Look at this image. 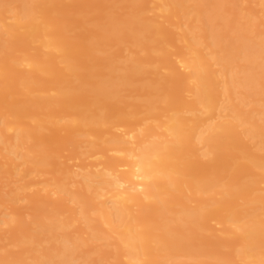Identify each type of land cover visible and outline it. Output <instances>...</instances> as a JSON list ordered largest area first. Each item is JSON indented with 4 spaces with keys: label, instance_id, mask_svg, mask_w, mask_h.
Wrapping results in <instances>:
<instances>
[{
    "label": "bare ground",
    "instance_id": "1",
    "mask_svg": "<svg viewBox=\"0 0 264 264\" xmlns=\"http://www.w3.org/2000/svg\"><path fill=\"white\" fill-rule=\"evenodd\" d=\"M9 1L0 0V6L1 3ZM54 1L21 0L18 5V13L14 14V23L3 24L0 18V92H5L14 87L15 84L29 79V75H25L15 83L8 84L9 75L19 71L16 60L11 57L12 52L9 49L17 47L24 49L31 43L37 42L35 48L47 47L52 51L59 50L63 52L62 55L68 56L70 47L65 45L61 33L51 35L50 26L58 21L54 22L51 19L38 21L36 17L38 11L55 10ZM186 1L188 0L168 1L166 4L178 9L174 12H166L167 16L172 15L171 17L177 18L176 13L180 12V16L187 23L194 20L203 22L199 29H204L197 39L194 36L188 38V33L194 34L195 31L192 25L187 30H182L181 40L185 42L184 46L188 49L189 56H182L172 66L168 67L170 77L168 82L171 84L178 83L177 85L181 86L182 89L184 88V91L191 89L190 93L194 97L195 103L169 114L161 126L146 124L142 128L143 130L137 134H133L132 130L118 135L110 133L111 135L104 142L112 145L111 147L115 150L114 153L119 154L112 156L113 159L111 160L105 158L104 155L102 157L106 160L92 161L94 162L93 165L84 171L83 167L77 165L75 167L79 170L73 169L74 166L73 168L70 167L71 169L62 168L66 174V179L70 175H72L73 180L80 177L83 180L80 181L84 187L82 190L92 188V195L83 193L79 197L70 191L67 183L60 179L43 184L45 187L42 185V188L38 189L36 194L34 193V196L30 198L27 195L28 200L47 202L54 209L70 215V218L66 220L60 219L55 214L49 216V222L39 221L38 228L35 229L33 235L42 236L45 241L58 244L53 245L50 250L41 249L40 254L33 257L31 264H64L67 261L76 262L77 259L80 262L75 264H102L100 260H88L87 255L83 254L84 252L78 251L80 245L85 242L84 239L72 238L65 231L72 227L76 221L83 223L84 228L90 229L93 238H110L109 240L112 242L108 243L114 247L115 264L125 262L120 259L121 257L126 259L125 263L127 264H187L172 260L175 251L182 252L188 258L193 257L194 253L210 257L217 255V260L215 263L212 262L213 264H232L230 255H221L216 249V245H228L229 241L214 242V245L212 244L214 249L196 252L193 247L200 245L204 238L191 237L189 233L184 231L204 228V219L207 216L215 215L224 210H229L224 215V220L236 223L240 220V215L249 209L260 210L261 213L254 211L243 215L246 216L247 220L236 225L228 233L239 242L238 255L246 264H264V217L260 216H264V194H255L250 203L233 205L235 197L246 196L253 191L256 179H252L248 183L232 184L233 182H224L218 176L205 178L202 177L203 174L197 172L198 170L183 169V165L188 164L186 166L191 168L203 166L204 170L202 171L212 169L213 172H226L231 170L229 180H233L238 169L250 170L252 167H257L261 169L262 175L260 177L264 179V155L250 154L247 156V162L229 167L219 168L216 164L222 158L217 151L224 144L237 141L242 136L237 132L238 127L242 126L244 134L260 137L261 143L264 144V121L260 124L256 118L259 115L263 118L264 110L245 111L241 107V104H244L242 99L230 102L228 109L231 115L226 119L224 118L226 116L221 113L222 110L215 114V109L219 108L215 104L216 99L213 94V91L221 87L222 93L229 100H233L232 95L235 87H241L248 91L264 83V38L256 40L252 38L250 33L255 23L251 20L239 25L235 18H229L226 14L228 9L224 7L222 0H194L193 6L185 5ZM190 11H193L194 14L191 15ZM155 22L154 19L140 15H133L129 19L119 21L114 16H109L104 23L101 37L113 38L128 34L133 44L143 48L150 47L159 52V61H164L166 52L157 45H152V43H159V40L150 33H160L164 29ZM203 24L206 25V28ZM221 24L228 26L232 34L216 31V26ZM4 34H8L9 37L3 39ZM259 34L257 36H260ZM206 39H209V42H206ZM202 45L208 52L210 50V58L207 56L209 54L206 55L200 48ZM53 56L52 52H48L37 59H26L28 63L24 61V66L32 64L38 71L47 70L48 74L52 76L51 81L56 85V97L36 98L30 103H68L74 97L82 95L84 101L87 102V110L91 108L96 110L104 105L114 107L115 104L112 100L119 98L121 90L120 84L115 83L113 71H116V68L121 71L118 78L122 79V85L127 86V84H131L134 78H138L145 72L143 64L150 60V58L130 59L125 65L117 67L112 62H108L109 64L107 61L105 62L104 57L101 63L105 66L108 64L111 72L105 74L102 79L94 81L91 79L95 75L94 72L78 73L76 71L78 63L68 62L66 74L52 69L50 64H52ZM238 59L243 60L244 63L236 64ZM217 64L221 65L220 70L211 68ZM234 68L236 69L234 70ZM63 75L69 76L70 80H67L66 83L59 80L60 76ZM189 83L192 84L191 88L188 87ZM24 85L27 90L36 88V84H29L26 81ZM139 89L145 90L146 94L150 96H161V93L158 92L162 87L156 85L143 84ZM13 94L10 92L8 95L12 96ZM88 96L90 100L87 101L85 97ZM164 100L163 97L161 101L157 102L161 104L160 102H165ZM199 105H201V110L198 109ZM158 107L161 106L153 103L146 106L145 110L148 114L155 115L154 110ZM87 110L82 109L81 105L70 107L71 112L82 114L80 121L84 126L97 133L96 126L106 122L109 115L100 112L89 114L86 113ZM29 113L28 110L24 109L15 112L13 117L26 116ZM130 113L132 114V111ZM125 114L128 115L127 112ZM119 119L121 122L126 120L123 115L118 116L117 120ZM1 123H3L2 129L9 128L10 122L5 120ZM53 125L55 126L56 123L54 122ZM40 127V125L31 126L30 129L38 130ZM160 127L163 130L158 132ZM201 127L203 128L199 130ZM14 129L13 142L9 144L11 148L8 150L10 153H8L9 160L17 157L16 148L22 145L25 138L30 135L28 126L17 125ZM67 129L77 131L80 128L76 122H69ZM143 136H147V141L143 140ZM148 137L151 138L149 141ZM194 140L207 146L203 157L212 154L207 162H202L201 156L196 153ZM0 141L3 139L0 138ZM107 144H104L105 147ZM86 145L91 150L95 148L101 149L100 152L104 150L102 146L91 141H87ZM106 149L108 150V148ZM85 151H82L81 154H85ZM12 154L15 157H12ZM99 156L101 157V154ZM31 159L35 164L48 163L44 154L39 155L38 158L31 157ZM181 159L186 161L183 163ZM11 166L13 167L14 164L11 163ZM202 171L200 172L202 173ZM28 186L23 187L24 190L21 189V191L25 192L26 189L27 192V189H31ZM183 187L192 194H206L207 197L201 200L195 198L196 207L190 208L184 201L186 197ZM217 187L223 189L218 191ZM41 191H44L43 195L38 194ZM217 191L225 195L222 198H216L215 193ZM226 195L228 197H225ZM17 197V194L12 195L13 200ZM21 198L24 199L25 196ZM68 202H75L77 206L80 204L78 207L80 211L74 210V207H69L72 203L68 206ZM88 210L94 213V217ZM169 212L172 213L171 216H167ZM38 215H46V212L40 210ZM2 222L9 227H14L21 223V220L15 216H10ZM104 226L106 227L105 230ZM57 229H62L63 232L58 235L54 232ZM27 236H30L28 232H22L20 237L23 239Z\"/></svg>",
    "mask_w": 264,
    "mask_h": 264
},
{
    "label": "rangeland",
    "instance_id": "2",
    "mask_svg": "<svg viewBox=\"0 0 264 264\" xmlns=\"http://www.w3.org/2000/svg\"><path fill=\"white\" fill-rule=\"evenodd\" d=\"M20 1L21 0H10L9 2L1 3V23L12 24L15 22L14 14L18 13ZM38 1L43 2L45 0ZM168 1L170 0H55V10L48 12L38 11L36 17L38 21L44 19H51L54 22L56 20L58 21L50 26L52 30L51 35H57L58 32L61 33V38L64 39L65 45L70 47L68 56L62 55L63 52L59 50L52 51L47 47L35 48L37 42L31 43L24 49L21 47L9 49V51L12 52L11 57L16 60V66H18L19 71L9 75L8 84L15 83L19 78H23L22 76L25 75H29V79L15 84L14 87L5 92H0V138L3 139V141H0V261H2L0 264H31L33 257L39 255L41 249L50 250L53 245L58 244L47 240L45 241V238H42L40 235L41 238L33 235L35 229L38 228L39 221L43 220L49 222V216L56 214L58 215L57 217L63 220L70 218L68 213H63L56 208L54 209L47 202L28 200V198L34 196V193L36 194L38 189L42 188L43 184L60 179L62 182L67 183L70 191L74 192V194H77L79 197L82 196L83 193L87 195H89V193L91 195L93 194L92 188L82 190L84 187L81 185L82 182L80 183L82 180L80 177H76L74 178L75 180H73L72 175H68L69 177L66 179V174H64L62 168L66 167L71 169L74 166L73 169H76L75 166L77 165L78 167H83L84 171V169L88 170L98 159V161L103 159L106 160L105 158L111 160L113 159L112 156L114 157L118 154L116 152L114 153L115 150L111 147L112 145H108L104 142L111 134L113 135L114 133V135H118L122 132H128L129 130H132L133 134H137V132L139 133L143 130L142 128H144L146 124L161 126V123L166 121V117L169 114L195 103V99L190 93L191 89L190 91H188V89L184 91V88L182 89L181 86L177 85L178 83L171 84L168 82L170 78L168 67L172 66L174 62L182 56H189L188 49L184 46L185 42L181 40V33L192 25L195 31L194 34L188 33V38H193L194 36V38L197 39L204 29H199L202 27L203 22L194 20L191 23H187L186 20L180 16V12L176 13L177 18L171 17L172 15L167 16L166 12H174L178 9L166 4ZM222 1L224 7L228 9L226 14L229 18H235L239 25H243L248 20H251L255 23L250 33L252 38L254 40L264 38V0ZM194 4V0L185 2V5L189 6H193ZM190 12L191 15L194 14L193 11ZM133 15L154 19L156 24H160L164 28L160 33H150V35H154L155 38L159 40V43H152V45H157V47L162 48L166 52L164 61H159V52L150 47L143 48L133 44L128 34L113 38L101 37L104 23L109 16H114V18L119 21L129 19ZM204 27L206 28V25ZM215 30L224 34H232L229 27L222 24L216 26ZM257 34L260 36H257ZM8 37V34L2 36L3 39ZM205 41L209 42V39ZM200 48L203 49L206 55L209 54L210 50L208 52L203 45ZM48 52H52L54 55L52 64H50L52 69L59 70L61 73L66 74L68 62L78 63L76 71L78 73L94 72L95 75L91 78L94 81L102 79L105 74L111 72L108 62H112L118 67L125 65L130 59L150 58V60L143 64L145 72L138 78H134L131 84H127V86L122 85V79L118 78L121 71L116 68V71H113L115 83H118V85L120 84L119 87L121 90L119 98L117 97L112 100L115 104L114 107H106L104 105L96 110L93 108L87 110V102L84 101L82 95L74 97L68 103H30V101L36 98L47 99L57 96L55 91L56 85L51 81L52 76L48 74L47 70L38 71L32 64L24 66V61H26V59H37ZM207 56L210 58V54ZM104 57L105 62L107 61L108 63L107 66L101 63ZM243 63V60H236V64ZM211 68L220 70L221 65L217 64ZM235 69L236 68H234V70ZM59 80H63L66 83L70 78L67 75H63L62 77L60 76ZM25 81L29 84H36V88L27 90L24 85ZM143 84L162 87L158 92L161 93V96L147 95L145 90L139 89ZM191 86L192 84L189 83L188 87L191 88ZM10 92L14 94L12 96L8 95ZM233 92V100H229L228 97L222 93L221 87L213 91L216 99L215 104L219 108L215 109V114L222 110L221 113L226 116L224 118L228 119L227 117L231 115L228 109L230 102L240 101L242 99L244 104H241V107L245 111L254 112L255 109L264 110V83L248 91L241 87H235ZM163 97L165 102H160L161 104H159L157 101H161ZM85 98L87 101L90 100L89 96ZM153 103L161 107L154 110L155 115H150L146 112L145 108ZM77 105H81V108L86 109V113L89 114L100 112L109 115L106 122L96 126L97 133L82 124L80 121L82 114L80 112L70 111L71 106ZM200 107L201 105H199L198 109L201 110ZM224 107L226 108L223 109ZM24 109L28 110L30 113L26 116L13 117L15 112H20ZM121 111L123 112L121 113ZM131 111L132 114L130 113ZM125 112H127L128 115H126ZM120 115L126 118V120H122L125 122H121L120 119L117 120V117ZM261 117V115L256 117L260 124L264 121V116L263 118ZM5 120L10 122V124H8L9 128L2 129L3 123L1 122ZM54 122L56 125L52 126ZM69 122H76V125H79L80 129L77 131L67 129V124ZM17 125H25L28 126L29 129L31 126L37 127L40 125L41 127L38 130H32V128L29 130V137L25 138L24 143L16 148L17 157L15 159L13 158V160H9L8 150L11 148L9 144L13 142V136L15 134L14 128ZM202 128L203 127L199 128V130ZM162 130L163 129L160 127L157 131L161 132ZM237 132L242 134L239 140L226 143L217 151V153L222 156V158L216 162L219 168L229 167L234 164H243L247 162V156L250 154L264 155V144L261 143L262 139L260 137L244 134L242 126L237 128ZM149 139L151 138L148 137V141ZM143 140L147 141V136H143ZM87 141L102 146L104 150L108 148L109 151L106 149L100 152L101 149L98 150L97 148H95L97 152H95V149H92V151L87 148ZM194 141L196 153L201 156L199 157L202 162H207V159H209L212 154L208 155V157H203L202 155L206 152L207 146H205L204 143L199 144L200 142H197V140ZM104 144H107V147H105L106 145ZM87 149L89 152H87ZM82 151H85V154H81L83 153ZM112 152L114 155H111L113 154ZM43 154L46 155L48 163L35 164L32 161L31 157L38 158L39 155ZM104 155L105 158L102 157ZM12 157H15V155L12 154ZM185 161V159H181V162L184 163ZM11 163L14 164L13 167ZM186 165H183L184 170H198L197 172L203 174L202 177L213 178L218 176L223 179L224 182L230 181V183L233 182L232 184L248 183L252 179H256L253 191L249 192L246 196L240 195L235 197L233 205L250 203L255 194H264V179L260 177L262 171L257 167H252L250 170L238 169L235 178L229 180L231 170L226 172H213L212 169L202 171L204 170L203 166L191 168ZM76 170H79V168ZM200 171H202V173ZM26 186L31 189H27V192L26 189L25 192L21 191V189L24 190L23 187L26 188ZM43 187H45V185H43ZM183 189L186 197L184 201L190 208L196 207L197 203L195 198L201 200L207 197L206 194H192L185 190V187H183ZM216 189L219 191L223 188L217 187ZM218 191L215 193V197L222 198L225 194L222 195L220 192L218 193ZM13 194L18 195L14 200L12 198ZM38 194L43 195L44 191ZM27 195L29 196L28 198ZM225 197L228 196L226 195ZM75 205L77 206L75 202H68L69 207H74L73 209L79 212L80 208L78 209V207H80V204H78L79 206L77 207ZM40 210H44L46 215H38ZM88 211H90L91 216L94 217V213L91 210ZM254 211L256 210L249 209L247 212L240 215L241 218L238 222L234 223L224 220V215L229 212V210H224L215 215L207 216L204 219V228L187 229L184 232L189 233L191 237L204 238V241L200 245L193 247L196 252L214 249V242L223 240L229 241L228 245H216L218 252L221 255H230L232 257V264H246L238 255L240 247L239 242L234 236H231L228 231L235 228L239 223L247 220L246 216L243 215L253 213ZM256 212L261 213L260 210ZM171 215V212L167 214V216ZM10 216L19 218L21 223L14 227L5 225L2 221ZM260 216L264 217L263 215ZM81 224L83 223H77L76 221L72 224V227L65 230L72 238L80 237L85 240V242L80 245L78 251H81V253L84 252L83 254L87 255L88 260H100L102 264H115L116 256L114 255V247L111 243H108L111 241L109 240L110 238H93L91 230L86 227L84 228L83 226L85 225ZM103 228L104 230L106 229L105 226ZM22 232H28L30 236L22 239L20 237ZM54 232L59 235L63 230L57 229ZM120 259L126 262L125 258L121 257ZM77 260H75L76 262L67 261L64 262V264H75L80 262V260ZM172 260L175 262H185L187 264H213L217 260V255L210 257L194 253L193 257L188 258L182 252L175 251ZM125 262H123V264H127Z\"/></svg>",
    "mask_w": 264,
    "mask_h": 264
}]
</instances>
